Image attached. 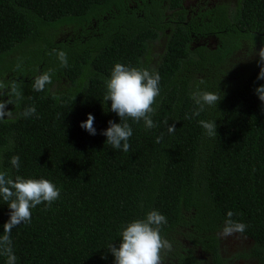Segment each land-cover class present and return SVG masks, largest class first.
I'll return each mask as SVG.
<instances>
[{"label":"trees","instance_id":"16d2710c","mask_svg":"<svg viewBox=\"0 0 264 264\" xmlns=\"http://www.w3.org/2000/svg\"><path fill=\"white\" fill-rule=\"evenodd\" d=\"M233 1L187 15L182 0H0V79L22 82L24 95L0 122V170L61 189L13 229L17 264H114L109 245L118 247L122 229L151 210L166 217L161 235L174 243L164 264H226L217 232L228 211L253 242L242 257L264 264V103L255 94L264 80L253 54L264 43V0ZM159 37L163 51L149 69L161 77L157 127L129 119V151L113 149L101 134L109 120L120 123L104 101L106 80L117 63L146 68L147 44ZM212 37L214 48L206 44ZM53 49L67 53V67ZM48 69L52 83L34 91ZM203 70L208 77H199ZM197 89L222 99L192 116ZM33 105L35 116L20 115ZM89 114L94 136L80 127ZM200 120H216L217 137ZM9 212L0 199V234Z\"/></svg>","mask_w":264,"mask_h":264},{"label":"clouds","instance_id":"9594fccd","mask_svg":"<svg viewBox=\"0 0 264 264\" xmlns=\"http://www.w3.org/2000/svg\"><path fill=\"white\" fill-rule=\"evenodd\" d=\"M53 53L61 67L68 66L65 51L53 49L48 54ZM255 55L259 57L258 66H260L257 79L264 80V44H261ZM53 74L54 69H48L37 75L32 83L33 90L37 92L45 90L46 86L52 83ZM160 79L158 72L148 68L130 67L121 63L114 65L110 77L106 80L104 101H111L110 110L117 114L120 123L109 120L108 128L101 133L107 138L106 143L113 149L129 151V139L133 135L129 119L135 123L143 121L147 129L157 127L152 120V115L156 111L153 105L156 104L161 92ZM22 85V82L15 79L7 81L0 79V122H6L13 117V111L6 110L9 105H13L14 108L19 107L24 99ZM255 94L264 103V85L256 88ZM192 98L199 106L192 116H199L206 105L216 107L222 99L220 93L199 89L193 92ZM20 115L24 118L35 116V106L25 108ZM94 119V116L89 114L87 120L80 125L93 136L96 135ZM215 121H199L200 126L210 137H217ZM167 127L169 134L176 130L174 123ZM10 164L12 168L19 170L20 157L12 156ZM60 195L61 189L48 179L24 178L19 175L13 177L9 171L0 170V199L10 209L9 219L3 224V233L0 234V256L6 258L5 264H17L12 241L13 229L21 224L31 223L32 209L41 204L50 207ZM234 215L232 211L226 213L224 227L220 233L223 238L236 234L242 235L248 227L244 223L233 220ZM166 224V217L158 210H151L145 218L128 223L120 233L119 246L109 245L108 251L114 257V264H164L165 256L172 251V243L161 235L162 227Z\"/></svg>","mask_w":264,"mask_h":264},{"label":"rangeland","instance_id":"374dc122","mask_svg":"<svg viewBox=\"0 0 264 264\" xmlns=\"http://www.w3.org/2000/svg\"><path fill=\"white\" fill-rule=\"evenodd\" d=\"M182 2H183L184 7H186L188 10H191L190 11L191 13L192 11L197 10L198 8L205 7L209 5L210 3L229 2L230 4H233L234 1L233 0H182ZM66 34L67 33L65 32L56 34L53 39L55 41L63 40L64 38H66ZM160 39H163V38L159 37L155 41L153 42L151 41L147 44L146 54L144 57L146 62H144V64L146 68L148 69H151L153 67V63L156 62V59L161 55L163 51V45ZM216 43H217L216 40H214L213 38H209L208 40H206V44L210 48H214ZM260 47H261V44L253 45L254 55H255V52L258 51ZM8 57H15V54L9 55ZM16 57L19 58V61H24L23 55L21 56V54H19ZM234 57L235 59L238 58L239 60H244L242 52H237ZM207 72L209 71L203 70V72L199 73V77L201 75L208 77L206 75ZM221 81H223V79H221ZM61 84L65 85V82H62ZM222 229L223 227H221V229L217 232V236L219 238L221 255H222V258L225 260L226 264H255L256 262L254 259L242 257L249 251L253 242L251 243L250 241H248V238L246 236L241 235V234H236L228 238H223L220 235ZM179 230L183 231V229H179ZM176 240L179 242V244L181 243L182 246H185V247L189 246V244L186 243V240L182 238L181 236H177ZM173 245L174 243L172 244V247ZM195 251L196 250L194 249V252Z\"/></svg>","mask_w":264,"mask_h":264},{"label":"flooded vegetation","instance_id":"af4514ba","mask_svg":"<svg viewBox=\"0 0 264 264\" xmlns=\"http://www.w3.org/2000/svg\"><path fill=\"white\" fill-rule=\"evenodd\" d=\"M211 5L213 4V3H210ZM185 9H187L186 7H185ZM203 11H204V9L201 11V13H203ZM196 12V11H195ZM195 12H193L192 14L193 15H195ZM187 15H190V12L188 11L187 12ZM188 17V16H187ZM214 40H216L214 37H212ZM214 42V41H213ZM248 241H250L251 243H252V241L248 238Z\"/></svg>","mask_w":264,"mask_h":264}]
</instances>
